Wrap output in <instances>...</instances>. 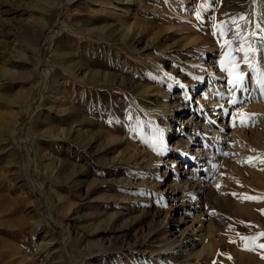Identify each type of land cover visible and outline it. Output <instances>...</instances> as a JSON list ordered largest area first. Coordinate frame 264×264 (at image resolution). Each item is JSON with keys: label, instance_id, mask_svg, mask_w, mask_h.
Returning a JSON list of instances; mask_svg holds the SVG:
<instances>
[{"label": "rangeland", "instance_id": "374dc122", "mask_svg": "<svg viewBox=\"0 0 264 264\" xmlns=\"http://www.w3.org/2000/svg\"><path fill=\"white\" fill-rule=\"evenodd\" d=\"M135 1L116 11L111 0H0V264H264V0ZM129 23L134 43L103 30ZM215 80L218 112L228 110L211 112L219 123L245 105L224 135L208 132L204 96ZM199 96L190 137L194 119L181 127L177 117ZM165 103L169 113L156 111ZM201 213L211 227L196 261L186 229ZM168 219L181 233L165 232ZM183 231L175 251L161 249Z\"/></svg>", "mask_w": 264, "mask_h": 264}, {"label": "bare ground", "instance_id": "6f19581e", "mask_svg": "<svg viewBox=\"0 0 264 264\" xmlns=\"http://www.w3.org/2000/svg\"><path fill=\"white\" fill-rule=\"evenodd\" d=\"M136 1L135 0H111V2H110V6H112V7H110V8H112V9H114V10H116L117 11V9H118V7H121V10H122V7L125 9V8H127V10L130 8V7H132L133 5H134V3H135ZM113 10V11H114ZM124 11V10H123ZM129 11V10H128ZM120 12H122V11H120ZM125 12H127L126 10H125ZM119 14V13H118ZM127 15H128V13H127ZM129 15H130V12H129ZM128 15V16H129ZM129 18V17H128ZM129 21V20H128ZM122 22L126 25V22L124 21V20H122ZM130 22V21H129ZM131 23V22H130ZM129 23V25H127L126 26V28L125 29H123V30H117L116 31V29H114L113 28V26H108V27H105V28H103V30L105 31V33H106V35H108V37H111L112 39H114V40H116V41H118V39H119V37H121V41H126V40H128V39H130V40H132V42L134 43L135 41H136V39L138 38V35L140 34V31H136V30H138V29H135L136 27H134V25H132V24H130ZM115 26V25H114ZM45 31V30H44ZM38 34H40V33H38ZM42 34V33H41ZM141 34H142V31H141ZM17 36V35H16ZM20 35H19V33H18V37H19ZM39 36V35H38ZM42 36V35H41ZM15 38V37H14ZM22 38V37H21ZM20 38V39H21ZM37 38V37H36ZM118 38V39H117ZM40 39V38H39ZM106 39V38H105ZM120 40V39H119ZM40 41V40H39ZM37 43H39L38 42V38L36 39V40H34V44H36L37 45ZM13 45V44H12ZM14 45H18V44H14ZM109 45V44H108ZM10 47V46H9ZM12 47V46H11ZM161 47V46H160ZM166 48V47H165ZM10 49H13V48H10ZM9 49V50H10ZM14 50V49H13ZM13 50H12V52H13ZM18 50V49H17ZM15 51V50H14ZM32 52L33 51H35V49L33 48L32 50H31ZM21 52V51H20ZM215 52L216 51H212L211 53H212V58H213V55L214 56H216L215 55ZM10 53V52H9ZM15 53V52H14ZM13 53V54H14ZM18 53V52H17ZM24 53V52H23ZM19 54V53H18ZM31 54V53H30ZM174 55V54H173ZM24 56V55H23ZM31 56V55H30ZM29 56V57H30ZM34 56V55H33ZM13 57V56H12ZM18 57H19V61H20V63L21 62H23V60L21 59L22 57L20 56V54L18 55ZM10 58V57H9ZM24 59H26L25 57H24ZM3 60V59H2ZM26 60H28V59H26ZM38 61V60H37ZM6 62V61H5ZM15 62V61H14ZM151 62H153L158 68H159V70H162L163 72H164V75H166V78H168L169 80H170V83H171V85L173 86V85H176V83H177V81H179L180 82V85H181V87H182V89H184V88H189V82H184L183 80H181V79H179V77L174 73V72H171V71H167L162 65H160V63H158L157 62V60H154V59H151ZM24 63V62H23ZM26 63V62H25ZM39 63V62H38ZM9 65V64H8ZM22 65V64H21ZM23 66V65H22ZM196 66H198L199 68H202V67H204V65H202V64H200V65H191V67L193 68V67H196ZM18 67V66H17ZM216 69H212L211 70V74L213 75V76H215V77H217V78H221V80L223 79V77H224V75L221 73V71H220V69L221 68H218L219 67V65H216V66H214ZM20 68V67H19ZM202 70V69H201ZM219 71V72H218ZM162 72V73H163ZM5 73L7 74V75H10V76H12V79L14 80V81H19V79L22 77V75H23V73L21 72V71H19V70H12V69H5ZM93 73V72H92ZM79 74V75H78ZM77 75L78 76H80V78H82V79H85V77H86V75L88 74L87 72H85L84 70H82V71H80L79 73H78ZM94 75H96V76H98L99 75V73H97V71H96V73H93ZM210 74V75H211ZM5 75V74H4ZM101 75V74H100ZM204 76V75H203ZM4 77V76H3ZM9 77V76H8ZM212 77V76H211ZM10 78V77H9ZM22 79V78H21ZM215 83L217 84V86H211V83L210 82H207V84H206V88H207V91L205 92L207 95H208V97H206V96H204V102L206 103V104H208L209 105V107L211 106V104H215V108H213V109H210L209 107H207V108H205L206 109V111H208V114H207V118L209 119V121H210V126H209V128H210V130L208 129V132L210 133H212L213 135H224V134H226L227 133V130H230L231 129V125H232V123L234 122V120H235V116L236 115H238L239 113H241L240 111L242 110V108L245 106H240V107H238V108H236V109H233L232 111H231V120H230V124L229 125H224V121H222V123H219V120H217L216 118H213V114H211V112H214V113H217L218 112V106L219 105H221L222 104V100L224 99V97H225V95H224V93H223V91L221 90L220 91V89H219V86L221 87V85H219L218 86V84H219V81H216L215 80ZM12 84V83H11ZM192 88H193V90H197L198 88H199V84L197 83V84H193L192 83ZM79 89H82L81 87H79ZM147 89H149V88H147ZM215 91H219L220 92V97L218 96V97H216V96H214V93L213 92H215ZM166 93H169V91L168 92H166ZM25 94H26V91L25 90H22V91H20V93H19V97L20 98H25ZM57 95V94H56ZM60 95H62V94H60ZM226 95H228L227 93H226ZM58 96V95H57ZM59 97V96H58ZM61 98V97H60ZM62 99V98H61ZM18 101V100H17ZM16 101V102H17ZM55 102H57V101H55ZM19 103V102H18ZM58 103V102H57ZM17 104V103H16ZM54 104H56V103H54ZM59 104V103H58ZM62 104V103H61ZM186 107L184 108V109H187V106H190L189 107V110L185 113L183 110H182V113L177 117L178 118V122H176V123H178V125L180 124V126L181 127H184L183 125H185L184 123H187L189 120H187V118H188V115L191 117V120H193L194 119V116H195V114L198 112V110L201 108V107H205V104L203 105L202 104V102H201V99H200V96H199V98L196 100V103H194V101H192L191 103H190V105L189 104H187V105H185ZM251 106V105H250ZM66 108V107H65ZM171 109H172V107L170 106V104H168V103H165V104H163V107L162 108H158V109H156V111H158V112H161V113H169L170 111H171ZM227 108H222V110L221 111H219L220 113L221 112H223L222 114L224 115V114H226L227 113ZM210 112V113H209ZM218 112V113H219ZM221 114V115H222ZM16 115V114H15ZM229 115V114H228ZM196 118H199V116H197ZM8 119V118H7ZM199 121H200V119H197V122L195 123V119L192 121V123L191 124H189L188 125V129H187V132H188V134L190 133V137L191 136H193V134H194V132H193V126H195V125H197L198 123H199ZM9 123V122H8ZM74 126V125H73ZM203 126L205 127V124H203ZM203 127V128H204ZM73 128V130L75 129V132H76V135H77V137L78 138H80V139H83L82 137H84L85 138V132L81 129V128H79V127H76V126H74V127H72ZM185 129H181V131H184ZM62 131V130H61ZM175 132V134H174V137L172 138V139H177V137L179 138L180 137V132H179V130H175L174 131ZM178 132V133H177ZM54 133V132H53ZM66 133V132H65ZM65 133L63 132V134L65 135ZM232 133L235 135V137L236 136H241V132H239L238 130H232ZM55 134V133H54ZM57 134V133H56ZM187 134V135H188ZM59 135H61L60 133H59ZM62 136V135H61ZM161 138L163 139V142L164 143H166V144H168L169 143V136H168V132H167V130L165 129V128H162V130H161ZM65 137V136H64ZM234 138V137H233ZM63 139V138H62ZM87 140H88V138H87ZM83 141V140H82ZM192 141V140H191ZM190 142V141H189ZM177 142H175V144H176ZM187 144H188V142H186ZM200 144H198V146H196V147H194V148H192V149H190L191 150V152L194 154V155H197V154H199V153H201V151H204V149H202L201 148V146H199ZM203 146H205V144H202ZM189 146H191V145H188V147L187 148H189ZM165 148V147H164ZM165 150V152H167V148H165L164 149ZM131 153V152H130ZM47 159V158H46ZM49 160H50V158H49ZM49 160H47V161H49ZM53 161V160H52ZM226 161V160H225ZM162 162V161H161ZM176 162V161H175ZM56 163V162H55ZM54 163V164H55ZM159 163V162H158ZM160 164L161 163H159V166L158 167H160ZM206 164H207V162H206ZM177 165V164H176ZM65 167V166H64ZM63 167V168H64ZM54 168V166L52 167V169ZM60 168V167H59ZM63 168H61V169H63ZM50 169V168H49ZM54 170H56V169H54ZM176 171L174 172V178H173V180H172V182L175 184V187H179V186H181V184H180V181H179V172H178V169H175ZM53 171V170H52ZM58 171V170H57ZM60 171L61 170H59V173H60ZM72 174L74 173H76V167L75 166H72ZM56 173V172H55ZM54 173V174H55ZM67 175V174H66ZM66 175L64 176V177H66ZM69 175V174H68ZM62 176V175H61ZM71 177V176H70ZM185 187V186H184ZM180 188V187H179ZM52 215V214H51ZM52 219V218H51ZM185 219V218H184ZM183 221V219L181 218L180 219V221L179 222H182ZM210 220L206 217V216H204L203 215V213H201V215H196V216H194L193 218H192V220H191V224L190 225H188V227H187V229L186 230H188L189 228H192L194 231H195V237H192L191 238V240H190V243H189V245H187L186 246V254H187V256L188 257H190V258H195V260L197 261L198 260V258H200V256L202 255V253L204 252V250H205V248L206 247H208V245H206V243L205 242H203V240L206 238V233H208V231H209V228L211 227L210 225H211V223L209 222ZM178 221H176L175 223H173V221L171 220V219H168L167 221H166V223H165V226H164V229H165V232H169V231H172V230H177L178 229V227H179V222L177 223ZM186 222V221H185ZM207 222H209V223H207ZM187 224V223H186ZM213 224V223H212ZM100 229V227L98 226L97 227V231ZM176 232V231H175ZM177 232H180V231H178L177 230ZM184 232L185 231H183L182 232V234L180 235V236H175L174 234L172 235L173 237H171V236H165V239H164V243H163V245L161 246V249L162 250H166V251H175L176 250V248H178L179 247V243L181 242L182 243V236H183V234H184ZM181 233V232H180ZM137 234V233H136ZM164 234V233H163ZM139 235V234H138ZM186 235V234H185ZM209 235V234H208ZM136 236V235H135ZM190 237V236H189ZM197 237H198V239H197ZM186 238H188V237H186ZM137 239V238H136ZM137 241V240H136ZM98 243L101 245V247H102V249H104L105 248V243H104V240H100V241H98ZM182 246V245H181ZM123 247V246H122ZM105 250V249H104ZM141 250V249H140ZM144 251H146V250H144ZM138 255H145V254H142V253H138Z\"/></svg>", "mask_w": 264, "mask_h": 264}, {"label": "snow or ice", "instance_id": "6c2138e0", "mask_svg": "<svg viewBox=\"0 0 264 264\" xmlns=\"http://www.w3.org/2000/svg\"><path fill=\"white\" fill-rule=\"evenodd\" d=\"M198 17H199V14H198ZM229 43H230V42H229ZM241 51H243V49H241ZM245 62H247V58H246V57H245ZM239 79H240V81H242V80H243V77L241 76ZM258 83H261V82H258ZM238 84H239V82L234 83V84H233V87H234V88L237 87ZM261 87L264 88V83H261ZM232 102H233V103H237L236 100H233ZM242 123H243V122H242ZM247 199L252 200V199H256V198H255V197H247ZM259 236H264V233H260ZM258 238H259V237H256V238H253V239H258ZM260 247H261V248H264V244H261Z\"/></svg>", "mask_w": 264, "mask_h": 264}]
</instances>
